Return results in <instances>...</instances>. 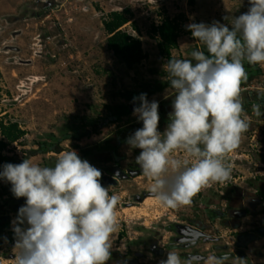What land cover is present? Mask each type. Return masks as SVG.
<instances>
[{"label": "rangeland", "instance_id": "obj_1", "mask_svg": "<svg viewBox=\"0 0 264 264\" xmlns=\"http://www.w3.org/2000/svg\"><path fill=\"white\" fill-rule=\"evenodd\" d=\"M249 7V0H0V119L25 131L5 154L18 164L28 159L54 167L60 153L75 150L101 171L102 186L120 198L107 264H159L172 250L191 264L225 254L232 258L227 264H264V116L252 111L264 97V66L244 62L249 78L241 96L251 119L230 154L231 179L203 189L191 206L178 209L161 206L150 194L152 182L136 162L141 150L126 143L143 123L125 110L128 102L120 95L165 83L147 98L159 104L157 130L163 134L176 95L168 61L195 65L191 53L205 51L186 26L219 21L231 29L232 18ZM112 11L124 12L129 22L122 29L141 41L146 54L132 68L107 44L102 21ZM166 17L179 31L170 56L160 53V36L152 30ZM109 115L114 124L91 132L94 117ZM176 158L186 157L176 153ZM24 204L0 180V264H14L12 221Z\"/></svg>", "mask_w": 264, "mask_h": 264}, {"label": "clouds", "instance_id": "obj_2", "mask_svg": "<svg viewBox=\"0 0 264 264\" xmlns=\"http://www.w3.org/2000/svg\"><path fill=\"white\" fill-rule=\"evenodd\" d=\"M247 12L233 17L231 29L219 21L187 25L204 46L192 60L170 59L167 77L176 95L170 123L158 132L159 104L146 94L133 98V115L143 127L126 143L140 149L136 162L152 183L150 194L161 206H191L193 198L214 183L231 179L230 154L249 129L241 85L248 81L244 62L264 66V0H249ZM253 103L256 117L264 116V97ZM183 153L185 159L176 158ZM0 180L11 184L25 204L12 221L14 264H107L119 228L120 198L102 186V173L75 150L60 153L54 167L24 159L6 163ZM6 241V238H5ZM7 242V241H6ZM228 254L211 257L208 264H227ZM159 264H191L176 250Z\"/></svg>", "mask_w": 264, "mask_h": 264}, {"label": "trees", "instance_id": "obj_3", "mask_svg": "<svg viewBox=\"0 0 264 264\" xmlns=\"http://www.w3.org/2000/svg\"><path fill=\"white\" fill-rule=\"evenodd\" d=\"M128 22L129 19L122 11H112L102 21L104 28L109 34L107 38L108 46L115 55H118L122 59L128 68H132L135 64L141 62L146 57V54L143 52L141 41L122 29ZM152 30L154 34L160 36V41L158 42L160 53L170 56L171 50L177 48L179 36L177 22L174 19L166 17L159 25H153ZM205 54L209 55L207 51ZM165 87V83L158 82L154 87L146 85V89L140 94L129 91L120 92L122 98L128 102L124 105L125 110L133 112L134 107L139 106V101L135 104L133 103L134 97L146 94L148 98L157 91H162ZM115 120L116 118L112 115H109L107 118L94 117L92 119L93 127L91 132L98 133L99 130L108 127L109 124H114ZM0 134L2 136L0 139V171H2V166L6 163L18 164V160L15 157L7 156L5 150L9 145L18 142L25 134V131L17 122H5L4 119H0ZM57 150H59L58 147ZM83 153L84 155H89L90 151Z\"/></svg>", "mask_w": 264, "mask_h": 264}, {"label": "water", "instance_id": "obj_4", "mask_svg": "<svg viewBox=\"0 0 264 264\" xmlns=\"http://www.w3.org/2000/svg\"><path fill=\"white\" fill-rule=\"evenodd\" d=\"M181 226V225H180ZM198 233H199V231L198 230H196Z\"/></svg>", "mask_w": 264, "mask_h": 264}, {"label": "bare ground", "instance_id": "obj_5", "mask_svg": "<svg viewBox=\"0 0 264 264\" xmlns=\"http://www.w3.org/2000/svg\"><path fill=\"white\" fill-rule=\"evenodd\" d=\"M146 203H148V200L146 201Z\"/></svg>", "mask_w": 264, "mask_h": 264}]
</instances>
